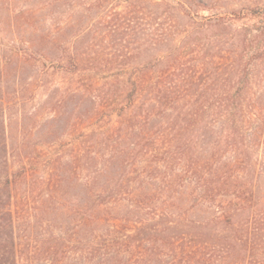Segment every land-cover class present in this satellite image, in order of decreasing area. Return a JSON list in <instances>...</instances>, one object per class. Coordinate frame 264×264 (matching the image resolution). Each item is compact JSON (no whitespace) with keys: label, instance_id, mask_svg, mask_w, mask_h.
Listing matches in <instances>:
<instances>
[{"label":"trees","instance_id":"trees-1","mask_svg":"<svg viewBox=\"0 0 264 264\" xmlns=\"http://www.w3.org/2000/svg\"><path fill=\"white\" fill-rule=\"evenodd\" d=\"M76 1L83 152L64 172L23 148L13 170L0 145V264H18L31 189L86 172L88 264H264V0L225 15L214 10L232 0ZM32 31L54 63L52 32Z\"/></svg>","mask_w":264,"mask_h":264},{"label":"rangeland","instance_id":"rangeland-1","mask_svg":"<svg viewBox=\"0 0 264 264\" xmlns=\"http://www.w3.org/2000/svg\"><path fill=\"white\" fill-rule=\"evenodd\" d=\"M240 4L221 2L214 13L229 14ZM77 6L76 0H0V131H6L0 145L6 143L13 170L23 148L31 151H25L28 158L34 151L41 160L60 158L64 172L83 152L79 143L81 131L88 132V114L81 121L77 116L88 112V96L74 97L73 88L80 81L70 73ZM251 18L249 23L256 21ZM30 21L36 24L28 26ZM246 21L234 26L241 28ZM36 26L39 32H52L54 47L48 50L55 58L52 64L36 55L39 41L34 47L27 44ZM86 173L70 179L61 190L31 189L29 200L16 207L18 264H88ZM262 181L264 189V177Z\"/></svg>","mask_w":264,"mask_h":264}]
</instances>
